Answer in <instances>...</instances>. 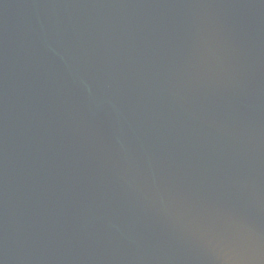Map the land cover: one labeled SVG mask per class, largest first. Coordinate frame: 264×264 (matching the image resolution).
<instances>
[{
	"label": "water",
	"instance_id": "obj_1",
	"mask_svg": "<svg viewBox=\"0 0 264 264\" xmlns=\"http://www.w3.org/2000/svg\"><path fill=\"white\" fill-rule=\"evenodd\" d=\"M0 264H264V0H0Z\"/></svg>",
	"mask_w": 264,
	"mask_h": 264
}]
</instances>
